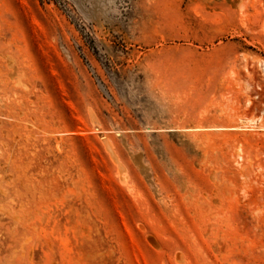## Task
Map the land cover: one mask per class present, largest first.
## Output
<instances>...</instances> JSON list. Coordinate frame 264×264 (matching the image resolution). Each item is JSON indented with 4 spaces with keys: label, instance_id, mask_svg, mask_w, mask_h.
<instances>
[{
    "label": "rangeland",
    "instance_id": "rangeland-1",
    "mask_svg": "<svg viewBox=\"0 0 264 264\" xmlns=\"http://www.w3.org/2000/svg\"><path fill=\"white\" fill-rule=\"evenodd\" d=\"M260 60L264 0H0V264H264Z\"/></svg>",
    "mask_w": 264,
    "mask_h": 264
},
{
    "label": "bare ground",
    "instance_id": "bare-ground-1",
    "mask_svg": "<svg viewBox=\"0 0 264 264\" xmlns=\"http://www.w3.org/2000/svg\"><path fill=\"white\" fill-rule=\"evenodd\" d=\"M259 63H260L262 71L264 72V60H260ZM229 128H231V129L240 128V129H244V130H251V129H254V128H258V129H263L264 130V126L263 125H256V124H254L253 121H251L249 119H246V118H242V117H239L238 125H234V126H231Z\"/></svg>",
    "mask_w": 264,
    "mask_h": 264
}]
</instances>
